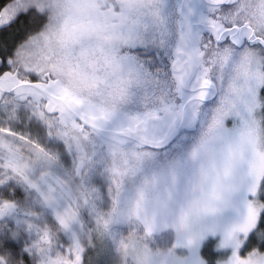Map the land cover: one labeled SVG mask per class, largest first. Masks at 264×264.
I'll use <instances>...</instances> for the list:
<instances>
[{
  "label": "snow or ice",
  "instance_id": "1",
  "mask_svg": "<svg viewBox=\"0 0 264 264\" xmlns=\"http://www.w3.org/2000/svg\"><path fill=\"white\" fill-rule=\"evenodd\" d=\"M264 264V0H0V264Z\"/></svg>",
  "mask_w": 264,
  "mask_h": 264
},
{
  "label": "rangeland",
  "instance_id": "2",
  "mask_svg": "<svg viewBox=\"0 0 264 264\" xmlns=\"http://www.w3.org/2000/svg\"><path fill=\"white\" fill-rule=\"evenodd\" d=\"M95 259H96V264H110L109 258L103 255L96 257Z\"/></svg>",
  "mask_w": 264,
  "mask_h": 264
}]
</instances>
